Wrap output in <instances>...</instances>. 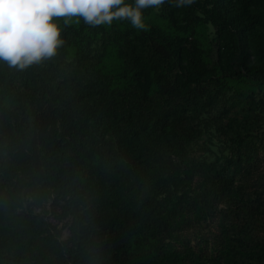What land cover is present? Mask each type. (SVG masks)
<instances>
[{
  "label": "trees",
  "instance_id": "1",
  "mask_svg": "<svg viewBox=\"0 0 264 264\" xmlns=\"http://www.w3.org/2000/svg\"><path fill=\"white\" fill-rule=\"evenodd\" d=\"M256 1L241 0L245 5ZM165 6L171 13L173 3ZM185 16L215 28L226 76L264 87V11L243 9L230 0H195ZM87 26L89 35L104 30L83 19L79 27L63 23V44L55 58L61 59L62 47L75 36L90 41ZM155 36L145 48L125 41L119 56L133 76L153 72L164 94L183 93L174 85L186 49L165 33ZM252 54L258 56L255 61ZM191 64L187 70L198 73ZM20 70L0 61V98L20 96ZM147 96L148 89L128 94L98 89L79 105L66 102L60 113L53 105L38 103L22 111L0 102V144H9L5 150L16 159L8 166L4 158L0 167V264H188L173 241H180L175 225L191 193L198 164L191 152L197 139L170 121L166 109L149 111L142 102ZM158 120L163 124L147 128ZM219 130L229 135L234 119ZM230 140L241 162L245 138L238 134ZM233 178L216 185L206 177L203 201L194 197L191 202L200 215L207 214L219 194L242 202L235 221L225 214L218 248L212 255L191 257V264H264V212L254 205L244 209ZM51 199L61 204L57 223L48 216ZM65 218L71 221L67 239L59 228Z\"/></svg>",
  "mask_w": 264,
  "mask_h": 264
},
{
  "label": "rangeland",
  "instance_id": "2",
  "mask_svg": "<svg viewBox=\"0 0 264 264\" xmlns=\"http://www.w3.org/2000/svg\"><path fill=\"white\" fill-rule=\"evenodd\" d=\"M167 1L173 3L171 13L165 4L159 9L143 10L146 31L133 28L126 20L114 21L111 26L103 25L104 30L92 35L88 34L90 28L85 27L90 41L75 36L62 47L61 59L55 58L57 50L53 57L20 70L16 82V91L20 96L13 99L7 94L0 98V102L6 107L22 111L38 103L44 107L53 105L55 113H60V106L65 107L66 102L79 105L80 99L96 94L98 89L126 94L134 88L142 91L148 89L147 100L143 97L142 102L149 111L166 109L171 113L170 121L180 123L183 130L196 135L197 139V143L192 144L191 152L198 161L191 182V193L185 199L186 212L177 217L175 225L180 241H173L185 257L184 262L191 264V257L212 255L218 248L217 241L221 238L225 214L230 213V221H235L241 213L238 207L242 205L241 201H227L226 197L219 194L204 212L206 215L198 214L191 202L194 197L203 201L207 183L220 185V181L235 177L231 184L245 199L247 205L243 206L244 209L248 210L247 207L254 205L264 212V87L247 78L226 76L218 60L219 39L215 28L203 22H189L185 16L186 7L176 8L174 0ZM230 1L243 9L264 11L263 0L250 5L243 4L241 0ZM126 2L133 3L134 0ZM81 21L74 17L67 23L79 27ZM53 22L61 29L65 18L54 17ZM157 32L165 33L186 49L183 70L176 72L178 78L174 85L177 92L184 88L183 93L164 94V89L153 82V72L145 71L141 76H133L134 72L124 65L119 56V48L125 41L131 46L145 48L147 40L156 37ZM257 58L256 54H252L253 61ZM191 63L198 67V73L187 70L188 66L191 68ZM212 71L213 75H210ZM200 107L204 108V112L198 116ZM230 119H234L235 130L228 135L219 128ZM162 124L163 121L158 120L146 127L150 129ZM238 134L245 138L244 145L247 147L241 162L230 140V137ZM8 146L0 144V167L4 158L10 162L8 166L16 164V159L8 156L9 151L5 150ZM206 177H213V180L204 184ZM189 201L190 204H186ZM53 202L51 199L48 216L57 223L61 204ZM34 211L40 212L41 209L34 208ZM70 223V218H65L59 225L63 239L70 236Z\"/></svg>",
  "mask_w": 264,
  "mask_h": 264
},
{
  "label": "clouds",
  "instance_id": "3",
  "mask_svg": "<svg viewBox=\"0 0 264 264\" xmlns=\"http://www.w3.org/2000/svg\"><path fill=\"white\" fill-rule=\"evenodd\" d=\"M167 0H0V61L25 69L53 57L63 44L53 18L83 19L92 27L114 21H128L147 30L143 10L159 9ZM195 0H174L176 8L191 6Z\"/></svg>",
  "mask_w": 264,
  "mask_h": 264
}]
</instances>
